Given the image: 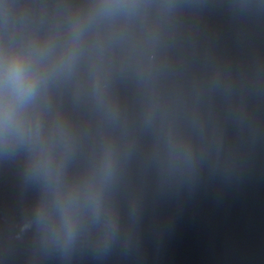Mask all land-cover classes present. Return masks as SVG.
Wrapping results in <instances>:
<instances>
[{"label":"water","instance_id":"1","mask_svg":"<svg viewBox=\"0 0 264 264\" xmlns=\"http://www.w3.org/2000/svg\"><path fill=\"white\" fill-rule=\"evenodd\" d=\"M0 264H264V0H0Z\"/></svg>","mask_w":264,"mask_h":264}]
</instances>
